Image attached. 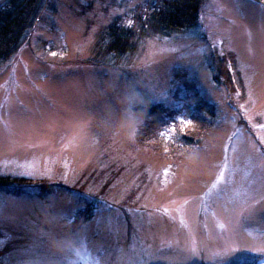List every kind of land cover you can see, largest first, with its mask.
<instances>
[{"label":"rangeland","instance_id":"rangeland-1","mask_svg":"<svg viewBox=\"0 0 264 264\" xmlns=\"http://www.w3.org/2000/svg\"><path fill=\"white\" fill-rule=\"evenodd\" d=\"M149 1L45 0L0 63V174L29 181L0 192V264L35 259L22 250L41 242L46 264H264V4L205 0L195 29L151 36L120 66L95 63L112 20ZM179 73L214 108L186 155L139 144L142 122L131 143L105 123L115 98L103 89L132 83L176 112L171 149L178 129L204 125ZM69 236L84 240L80 256L48 251Z\"/></svg>","mask_w":264,"mask_h":264},{"label":"trees","instance_id":"trees-1","mask_svg":"<svg viewBox=\"0 0 264 264\" xmlns=\"http://www.w3.org/2000/svg\"><path fill=\"white\" fill-rule=\"evenodd\" d=\"M204 1L154 0L136 7L129 15L115 17L97 44L99 48L94 62L120 66L127 57L136 55L142 42L151 36L168 38L195 29L199 25ZM254 1L264 4V0ZM44 2L45 0H0V63L6 62L20 50L24 38L34 27ZM174 79L182 80L181 74H176ZM183 85L194 93L195 105L191 108L196 112L189 114L191 120L203 117L201 120H204V125L200 129L189 126L185 131L181 127L176 133L173 147L168 149L164 130L177 120L174 118L176 112L162 103H148L147 108L143 109L145 115L142 124L136 132L139 144L176 158L186 155L200 144L209 128L207 120L214 119V108L201 99L190 79L184 78ZM28 184L29 181L23 178L0 174V192L20 194ZM246 261L242 264H252Z\"/></svg>","mask_w":264,"mask_h":264},{"label":"clouds","instance_id":"clouds-1","mask_svg":"<svg viewBox=\"0 0 264 264\" xmlns=\"http://www.w3.org/2000/svg\"><path fill=\"white\" fill-rule=\"evenodd\" d=\"M104 95H113L115 103L105 105V123H108L114 129H120L126 133L127 140L134 142L135 129L145 115L143 109H146L148 102L136 90L132 83L118 84L113 79L103 89ZM139 108L141 111H137ZM67 239V238H65ZM48 251L54 256H63L69 253L68 247L58 241L50 242Z\"/></svg>","mask_w":264,"mask_h":264},{"label":"snow or ice","instance_id":"snow-or-ice-1","mask_svg":"<svg viewBox=\"0 0 264 264\" xmlns=\"http://www.w3.org/2000/svg\"><path fill=\"white\" fill-rule=\"evenodd\" d=\"M203 51V49H201ZM55 55V53H53ZM183 123V121H182ZM261 143H264V137L261 138ZM30 174V173H29ZM222 178V177H221ZM215 187V185H213ZM68 197L72 201H79V194L77 193H70L68 194ZM54 199V197H53ZM64 219H68L69 223H71V219L69 217H64ZM60 242L64 243L70 253L75 254L76 256H80L81 250L84 246V240L82 238L76 237V236H69L67 239H61ZM43 245V242H41L38 245H34L32 247L26 248L22 250L23 255L27 256H35V259H29L27 261H18V264H46L47 257L41 256L36 253L35 249L37 247H41ZM0 246H2V242H0ZM79 246V247H78ZM252 248H249L248 251H252ZM232 251H235L233 249ZM256 251L260 252L261 254H264V242L261 243V245L256 249ZM192 255H197L198 253L196 252L195 249L191 250Z\"/></svg>","mask_w":264,"mask_h":264}]
</instances>
